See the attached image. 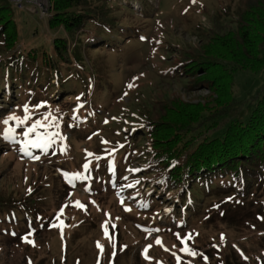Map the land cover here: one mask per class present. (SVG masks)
<instances>
[{
    "label": "rangeland",
    "instance_id": "1",
    "mask_svg": "<svg viewBox=\"0 0 264 264\" xmlns=\"http://www.w3.org/2000/svg\"><path fill=\"white\" fill-rule=\"evenodd\" d=\"M7 1L19 30L17 49L23 53L45 49L51 55L54 37L66 36L63 28L52 31L47 25L50 16L19 9L14 0ZM244 3L113 0L121 10L110 20L119 29L130 28L124 36L112 34V46L101 42L102 34L96 37L87 32L85 36L78 30L73 41L68 37L72 60L78 57L91 72V76L85 75L84 95L65 98L67 91L55 78L48 81V95L37 90L39 96H27L26 83L16 91L15 85L0 91V200L14 195L20 199L35 188L32 197L42 207L38 220L29 215L17 230L14 224L0 222V264H264V223L254 227L253 222L238 217L223 221L218 214L202 210L197 217L181 218L184 210L176 211L183 206L181 196L153 183L151 153L142 135V121L156 119L162 113L161 103L169 98L208 106L186 136L196 141L221 137L232 117L246 119L254 97L261 93L262 72L237 68L230 100L224 109H218L213 102L217 94L205 84H193L203 72L192 75L176 67L183 53L199 48L213 30L234 32V14ZM76 37L78 43L83 40L84 44V39L92 42L91 48L86 50L77 43L73 48ZM41 85L44 90L47 82ZM5 96L11 99L5 100ZM25 106L31 119L22 125L14 120L3 122L12 115L23 119ZM47 113L55 121L41 130L59 145L54 151L27 150L30 155H25L21 151L24 131ZM8 128L14 131L5 139ZM77 174L83 178H74ZM152 197L159 199L151 202ZM198 197L195 203L199 206L210 200ZM254 199L264 206L263 185L256 186ZM77 201L84 207H77ZM203 212L212 214L199 218ZM5 225L11 229L9 233H2Z\"/></svg>",
    "mask_w": 264,
    "mask_h": 264
},
{
    "label": "trees",
    "instance_id": "2",
    "mask_svg": "<svg viewBox=\"0 0 264 264\" xmlns=\"http://www.w3.org/2000/svg\"><path fill=\"white\" fill-rule=\"evenodd\" d=\"M112 1L50 0L52 14L47 25L52 31L61 26L66 36L54 37L53 52L49 55L45 49H32L27 53L17 49L20 38L12 6L7 0H0V91L12 85L16 91L26 83L27 96H39L42 91L48 95V81L55 78L59 87L67 91L65 98L84 95V83L91 72L84 68L78 57L72 60L68 37L73 41L80 30L85 36L87 32L96 37L103 35L101 42H106V47L112 46V34L124 36L130 28L123 26L119 29L110 20L116 10H121ZM234 15V32L213 30L199 48L183 53V58L176 64L187 74L194 75L198 70L203 72L193 79V84H205L215 92L217 97L213 102L218 109H224V103L230 100L232 75L237 68L264 75V0H245L243 8L237 9ZM79 44L87 50L93 43L85 39L84 44L83 40L78 43L76 37L73 48ZM96 47L99 49L100 45ZM76 65L85 74L76 71ZM44 82L47 85L43 90L41 84ZM37 90L40 93L35 92ZM4 98L11 99L9 96ZM254 99L246 119L232 117L221 137L205 136L200 141L186 138L208 106L178 98L161 103L162 113L156 119L142 121V135L148 141L151 153L150 171L155 173L153 183L155 181V187L163 188V191H177L178 197L184 200L182 208L176 210L178 213L184 210L181 213L183 220L188 216L197 217L202 210L218 214L223 221L233 222L238 217L253 222L254 227L264 223V206L254 199L256 186H264V83L261 93ZM37 131L42 136L46 133L41 128ZM35 138V133L25 137L26 140ZM58 145V141L50 140L47 149L27 145L26 150L48 152L54 151V146ZM34 191L35 188H30L20 199L14 195L12 199L0 200V222L14 224L17 230L24 226L23 220L29 215L33 214L38 220L42 216L38 210L42 207L33 199ZM198 196H202V200L210 197V200L199 206L195 203ZM158 199L152 197L151 202ZM204 213L198 217L207 219L212 214ZM6 228L2 233L10 232L11 229ZM10 238L13 239L9 234Z\"/></svg>",
    "mask_w": 264,
    "mask_h": 264
},
{
    "label": "snow or ice",
    "instance_id": "3",
    "mask_svg": "<svg viewBox=\"0 0 264 264\" xmlns=\"http://www.w3.org/2000/svg\"><path fill=\"white\" fill-rule=\"evenodd\" d=\"M143 39V38H142ZM129 88L133 87L132 84H129L128 85ZM40 106L38 105L37 108H39ZM25 117L23 119H20L14 115L12 116H9L7 119H5L3 122L5 124L8 123L9 120H14V121H17L18 125H22L24 124L27 120L31 119V116L28 115V109H27V106H25ZM45 121H49V123H45ZM55 121V117H51V114L50 113H47L45 114L41 119H37L35 120L34 123H32V125L30 127H28L26 129V131H24L23 135L25 137H28L29 134H33L35 133L36 134V138L35 139H30V140H25V147L21 149L22 152H24L25 155H30V153L27 152L26 150V146L27 145H31L32 148H39V149H47L49 146H50V136L45 133V135H41L40 133H38V129L39 128H45L47 129L48 127H51V124L52 122ZM14 131V129H11V128H8L5 130V139H9L10 136H11V133ZM58 135V133L56 134ZM103 143H107L106 141H102ZM88 156H91L93 155L92 153H88L87 154ZM35 159H38L39 157H34ZM97 159H99V157H97ZM85 171H88V168H89V165L87 163H85L83 165ZM74 178H83L81 176H79V174H77L76 177ZM129 187H131V185H129ZM76 206L77 207H80V208H83L84 206L82 204H80V202H76ZM127 210V209H126ZM62 211V210H61ZM105 215H108L107 213H105ZM55 226V225H54ZM102 227L104 228V231H105V236L107 237L108 236V232H107V223H105L104 225H102ZM222 239H223V236H222ZM29 243H31V241H27ZM156 243L157 244H160L161 241L159 239L156 240ZM182 243H183V240H182ZM97 247L101 249L102 251V246L97 243ZM187 249H182V251H186ZM145 253L147 252V248H145ZM190 254H194V253H190ZM145 258L147 259L148 257L145 256Z\"/></svg>",
    "mask_w": 264,
    "mask_h": 264
},
{
    "label": "built area",
    "instance_id": "4",
    "mask_svg": "<svg viewBox=\"0 0 264 264\" xmlns=\"http://www.w3.org/2000/svg\"><path fill=\"white\" fill-rule=\"evenodd\" d=\"M14 5L22 10L38 11L42 16H51L52 5L46 0H14Z\"/></svg>",
    "mask_w": 264,
    "mask_h": 264
}]
</instances>
